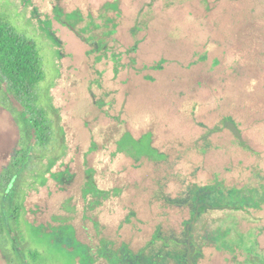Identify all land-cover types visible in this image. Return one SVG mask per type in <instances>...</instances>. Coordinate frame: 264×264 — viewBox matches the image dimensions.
<instances>
[{"label": "flooded vegetation", "instance_id": "flooded-vegetation-1", "mask_svg": "<svg viewBox=\"0 0 264 264\" xmlns=\"http://www.w3.org/2000/svg\"><path fill=\"white\" fill-rule=\"evenodd\" d=\"M55 1L57 4L52 7L51 13H42L40 10L42 4L39 1L21 0L20 9L18 7L10 14L17 19L30 22L33 32L44 35L42 41L45 37L47 40V34L52 33L56 41L54 49L56 48L59 53L66 52L61 50L62 42L57 34L59 30L55 28V22L67 28L69 31L67 32L72 37L84 40L88 48L85 50L86 56L92 53L99 54L95 57L93 64H113L111 72L115 75L114 80L122 72L126 76H128L127 72H131V77H142L149 83L156 80L151 75L143 74L145 65L141 61L146 53L151 51L147 48L149 28L145 26L146 20L141 22V13L132 26L128 27L124 24L127 14L124 13L123 0L101 1L106 9L116 6L118 10H112L121 20L116 21L113 17H107L105 27L108 31L104 34L105 36L111 35L114 29H117L118 35H122L129 28L125 37L130 45L121 48L110 45L104 39L96 40L88 37L78 26L79 22L84 20L81 10L74 8L66 11L58 3L63 1L66 5L67 0ZM99 3L93 0L89 2L91 6H98ZM134 4L143 3L137 0ZM10 5L8 0H0V8L3 11L8 12ZM97 14L98 9L92 8L89 13L91 26H97L95 22ZM48 26L50 29L46 28ZM136 35H141L142 39L133 43L132 37ZM23 40L35 45L44 78L31 88L29 95L31 101L26 103L19 94L11 91L9 84L6 89L2 87V94L7 101L10 102L11 97L17 101L14 104L16 111H13L14 125L17 129L9 125L8 130H5L3 135L0 134V158L4 156L7 149L10 150L8 155L10 162L3 171L0 170V251L11 260V264H47L43 247L48 238L57 248L71 257L72 264H199V260L204 258L205 253L203 247L197 243L194 231L199 228H208V223L203 217L207 210L225 206L220 205V195L232 196L237 201L242 199L235 207H232L233 209L249 213L246 205L261 208L264 203V191L259 199L256 195L257 188L250 189L249 192L244 188H233L225 193L220 188V180L213 185L207 183L197 186L191 179L184 183V189H181L179 195L176 191L168 194V187L177 186L176 180L180 178L179 172L182 170L178 171V162L185 159L191 165L193 164V142L161 140V135L168 132L171 123H166L163 116L154 112L142 114L138 110L133 111L131 107L135 104L125 89L122 90L123 93L119 89H116L117 91L114 89L112 92L104 89V79L102 80L99 75H106V72L99 70V67L92 63L97 78L86 83L89 98L84 96L78 106H75L77 101H72L71 87L68 89L63 82L58 84L59 79L52 91L51 102L44 106L39 100L38 92L39 86L46 78L43 55L34 41L25 38ZM140 41L143 42L141 46ZM49 48L51 51L52 47L49 46ZM66 55L64 60L73 57L68 51ZM63 57L64 55H61V59ZM57 62L61 65V70L68 68L65 62ZM166 64H168L167 59L160 58L151 70L160 74L166 68ZM91 65L86 64V70L88 67L91 69ZM141 65H143L142 68ZM74 67L76 71H81L80 66ZM64 78L63 75L61 80L63 81ZM2 79L4 77L0 73V80ZM128 79L129 76L121 83L122 86H125ZM61 89L67 92L64 94L66 96H62L66 97L65 104L60 101ZM116 93L123 95L128 109L122 108L116 112L114 108V103L118 100L117 96L114 97ZM56 100L58 106H55ZM2 109L5 110V108ZM135 109H137L136 106ZM58 111H63L65 117V127L60 129L62 132L88 131L93 135L92 139L86 143L69 142L71 151L70 156L67 157L66 145L63 144L64 142L60 143L54 135L58 130L52 119L54 113ZM182 111L185 114L181 116L188 117V122L192 126L194 124L193 110ZM84 114L89 120H85L80 125L81 121L78 122V120H81ZM104 117H108V123L102 122ZM218 120L214 127L199 124L201 128L208 130L207 135L202 136L207 144L208 136L224 129L241 140L226 125L227 122H233L241 132L233 117L222 114ZM100 131H105V141L98 140L97 133ZM8 132L9 136L6 137ZM178 144L183 148L180 151L177 150ZM168 145H173V150H170ZM72 153L78 156H71ZM167 161L172 166L170 168L172 172L161 173V166ZM101 165L102 167L104 165L105 173H102ZM151 166H154V169ZM158 170L160 172H157ZM30 190L43 195L41 200L37 198L31 200L32 206H28L27 200ZM231 191L234 192L233 195ZM53 210H58L60 214L49 218L42 217L43 220L38 222L35 219L33 221L25 219L28 213L38 215L41 211L39 215H42ZM106 211L115 214L127 212L124 221L118 222L119 227L116 233L118 240L104 236L105 227L101 223L104 217L101 214ZM259 217L256 218L259 219ZM261 217L264 218V215ZM131 218H135L134 221H131ZM138 224L151 229L150 234H146L138 242H131L136 235L126 240L120 238V229L127 228L129 225L136 227ZM253 224L255 229L264 230V221L255 220ZM29 229L31 231L41 229L38 235L45 238L39 247L35 245L36 240L29 235ZM177 229H183L184 232H178ZM82 233L87 234L88 242L82 241L80 237ZM182 235L184 241L178 239V236L182 237ZM221 239L222 236L217 237L218 241ZM223 242L221 241V246ZM256 246L257 249L264 250L263 247H259V243ZM254 260L258 259L254 258Z\"/></svg>", "mask_w": 264, "mask_h": 264}, {"label": "rangeland", "instance_id": "rangeland-1", "mask_svg": "<svg viewBox=\"0 0 264 264\" xmlns=\"http://www.w3.org/2000/svg\"><path fill=\"white\" fill-rule=\"evenodd\" d=\"M8 1L11 3L8 12L0 8V22L11 26L22 38L34 41L43 55L46 78L39 86L38 91L41 104L47 106L51 102L56 81L61 80L63 75L65 78L63 81L59 80L58 84L63 82L68 89L71 87L72 101H77L75 106H78L84 96L89 98L86 83L97 78L91 63L95 62V57L99 54L92 53L86 56L85 50L88 48L84 40L72 37L67 28H63L55 22V28L59 30L57 34L62 42L61 50L66 52L59 53L56 48L54 49L56 41L52 33L47 34L48 41L45 40L46 37L42 41L44 35L33 32L30 22L17 19L10 14V12H15L18 7L20 9L21 0ZM36 1L42 4L40 6L42 13H51L52 7L57 4L55 0ZM93 1L100 3L98 6H91L90 0H67L66 5L63 1L58 4L66 11L74 8L81 10L84 20L79 22L78 26L91 39H104L110 45L121 48L130 45L125 37L129 28L122 35L116 33L117 29H114L111 35H104L108 31V28L105 27L107 17L121 21L113 12V10H118L116 6H111L112 8L108 9L103 6L104 1L112 0ZM101 1L103 2L101 3ZM136 1L123 0L124 13L127 14L124 24L131 27L139 13L142 14L141 22L147 21L145 25L147 29L149 28L147 48L151 52H147L141 62H144L145 65L143 74L151 75L156 80L149 83L142 77H131L132 73L127 72L129 79L125 86H122L121 83L128 78L124 72L114 80L115 75L111 72L113 64H92L98 66L99 70L104 73L106 72L107 76L99 75L102 80L104 79V89L110 92L114 89H119L122 92L125 89L128 92L129 98L137 108L131 107L133 111L138 110L142 114L154 112L163 116L166 123H171L168 132L161 135V140L171 139L176 142L189 140L193 142V164L191 165L185 159L178 162V171L182 170L179 172L180 178L176 180L177 186L168 187L167 193L176 191L179 195L181 189H184V183L191 179L197 186L207 183L213 185L220 180V188L225 193L233 188H244L248 192L250 189L257 188L256 195L259 199L264 191V0H140L143 3L141 5L134 4ZM92 8L98 9L95 18L97 26L95 27L90 24L89 13ZM120 11L122 10L120 9ZM46 28L50 29L49 26ZM132 38L135 43L141 40L142 36L136 35ZM142 44L143 42L140 41V46ZM49 46L52 47L51 51ZM67 51L73 57L64 60ZM61 55H64L62 59ZM160 58H166L168 64L159 74L151 69ZM57 61L65 62L68 66V68L62 69L63 73L61 65ZM88 63L91 65V69L88 67L86 70ZM137 65L139 66V63ZM70 66L73 67L69 68ZM74 66H80L81 71H76ZM140 67L142 68L143 65ZM7 86L8 82L4 77L0 80V105L9 111L0 107V134L7 131L9 125L17 129L13 117V111H16L14 104L17 101L11 97L9 102L2 94V87L6 89ZM61 92L60 101L65 104L66 97L62 96H66L64 94L67 92L63 89ZM115 96L118 99L114 103L116 112L127 108L123 95ZM110 97L113 96L110 95ZM56 105L58 106L57 100ZM105 108L109 107L105 106ZM182 110L188 112L193 110L194 124L192 126L188 122V117L181 116V114H185ZM54 114L53 119L50 117L58 130L54 135L60 143L64 142L63 144L66 145V157L70 156L69 142L76 141L82 144L92 139L93 135L86 131L87 129L86 132L79 131L78 133L62 132L60 129L65 127L64 113L58 111ZM222 114L226 117H233L241 130L242 140H238L232 133L224 129L208 136L209 143L207 144L202 136L207 135L208 130L201 128L199 124L203 123L214 127ZM80 119L78 120V122L81 121L80 125L85 120H89L85 114ZM102 122L108 123V117H104ZM8 136L9 132L6 133V137ZM97 136L98 140H106L105 131L98 132ZM181 147L182 145L178 144L177 150L183 149ZM173 148V145L170 146V150ZM9 154L10 150L7 149L4 156L0 158V170L2 171L10 162ZM71 156L77 157L78 155L72 153ZM179 156L181 157L180 154ZM100 167L102 173H105L104 165ZM151 167L154 169V166ZM171 167L167 161L161 166V173L172 172ZM171 179L173 180V178ZM32 193L30 190L27 196L28 206H32L31 200L35 198L41 200L43 197L42 193H33V196ZM230 193L234 194L233 191ZM217 196H219L218 193ZM241 201L242 199L237 201L232 196L220 195V205L225 206L209 209L203 214L208 228H199L194 231L196 241L203 247L205 253L204 258L199 260V264H263L264 250L257 249L256 245L259 243V247L264 248V234H262L264 230L255 229L253 221H264V218L261 217L264 215V203L261 208L246 205L249 210V213H246L243 210L232 208ZM39 214L28 213L25 215V219L32 221L35 219L38 222L43 220L42 217L49 218L59 215L60 212L53 210L42 215ZM126 214L127 212L115 214L107 211L101 214L104 217L101 220L105 227L104 236L107 235L111 239L118 240L116 235L119 227L118 222L124 221ZM257 216L261 218L257 219ZM134 219L131 218V221ZM144 226L138 224L136 227L129 225L127 228H122L120 229V238L126 240L136 235L131 242L141 241L151 231ZM138 227L140 228L139 234ZM251 227L254 228L251 229ZM39 231L41 229L32 231L29 229V235L36 240L37 247L45 238L38 235ZM177 231L184 232L183 229H177ZM220 236L222 239L218 241L217 237ZM80 237L83 242H88L86 233H82ZM4 239L6 238L4 237ZM178 239L185 240L183 235L182 237L178 236ZM47 240L43 247L47 264H72L71 257L66 252L57 248L49 241V238ZM221 241H224L223 247ZM202 242L204 244H201ZM254 258L258 260H254ZM0 264H11V260L5 257L1 251Z\"/></svg>", "mask_w": 264, "mask_h": 264}, {"label": "trees", "instance_id": "trees-1", "mask_svg": "<svg viewBox=\"0 0 264 264\" xmlns=\"http://www.w3.org/2000/svg\"><path fill=\"white\" fill-rule=\"evenodd\" d=\"M41 67L35 45L0 22V73L25 103L31 101V88L44 78Z\"/></svg>", "mask_w": 264, "mask_h": 264}, {"label": "water", "instance_id": "water-1", "mask_svg": "<svg viewBox=\"0 0 264 264\" xmlns=\"http://www.w3.org/2000/svg\"><path fill=\"white\" fill-rule=\"evenodd\" d=\"M226 125L236 134L238 138L242 140L241 132L239 129L235 126L233 122H227Z\"/></svg>", "mask_w": 264, "mask_h": 264}]
</instances>
